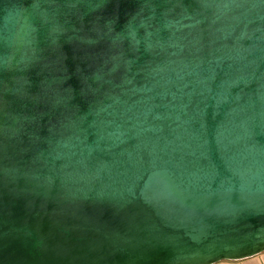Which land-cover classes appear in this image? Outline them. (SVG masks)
Returning a JSON list of instances; mask_svg holds the SVG:
<instances>
[{"label": "water", "instance_id": "1", "mask_svg": "<svg viewBox=\"0 0 264 264\" xmlns=\"http://www.w3.org/2000/svg\"><path fill=\"white\" fill-rule=\"evenodd\" d=\"M264 251V0H0V264Z\"/></svg>", "mask_w": 264, "mask_h": 264}, {"label": "crops", "instance_id": "2", "mask_svg": "<svg viewBox=\"0 0 264 264\" xmlns=\"http://www.w3.org/2000/svg\"><path fill=\"white\" fill-rule=\"evenodd\" d=\"M214 264H264V251L239 260H222Z\"/></svg>", "mask_w": 264, "mask_h": 264}]
</instances>
